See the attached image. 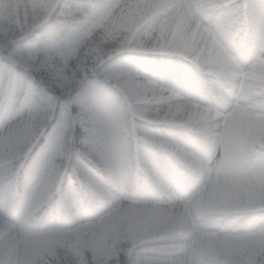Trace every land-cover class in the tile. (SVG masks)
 <instances>
[{
  "label": "clouds",
  "instance_id": "1",
  "mask_svg": "<svg viewBox=\"0 0 264 264\" xmlns=\"http://www.w3.org/2000/svg\"><path fill=\"white\" fill-rule=\"evenodd\" d=\"M0 264H264V0H0Z\"/></svg>",
  "mask_w": 264,
  "mask_h": 264
}]
</instances>
